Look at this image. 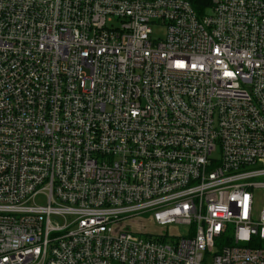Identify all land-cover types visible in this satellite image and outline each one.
<instances>
[{
	"label": "built area",
	"instance_id": "obj_1",
	"mask_svg": "<svg viewBox=\"0 0 264 264\" xmlns=\"http://www.w3.org/2000/svg\"><path fill=\"white\" fill-rule=\"evenodd\" d=\"M200 5L0 0V264H264V0Z\"/></svg>",
	"mask_w": 264,
	"mask_h": 264
},
{
	"label": "rangeland",
	"instance_id": "obj_2",
	"mask_svg": "<svg viewBox=\"0 0 264 264\" xmlns=\"http://www.w3.org/2000/svg\"><path fill=\"white\" fill-rule=\"evenodd\" d=\"M153 29H154V34H153L154 38H156V39L162 38L165 35L166 28L164 26H156L155 25V26H153ZM260 197L263 199L264 195H261ZM141 217L146 218V217H148V215L143 214V215H141ZM147 227L152 229V230H155V231H161L162 228H164V227H161L160 225L154 224V223H148ZM166 229L169 233L181 234V233H184L185 227H183V226H169V227H166Z\"/></svg>",
	"mask_w": 264,
	"mask_h": 264
},
{
	"label": "trees",
	"instance_id": "obj_3",
	"mask_svg": "<svg viewBox=\"0 0 264 264\" xmlns=\"http://www.w3.org/2000/svg\"><path fill=\"white\" fill-rule=\"evenodd\" d=\"M191 1L196 6L197 10L201 13L203 10H202V6L200 5V0H191Z\"/></svg>",
	"mask_w": 264,
	"mask_h": 264
}]
</instances>
